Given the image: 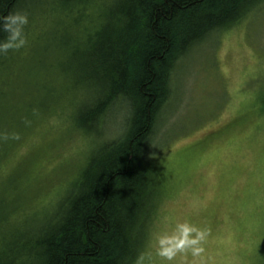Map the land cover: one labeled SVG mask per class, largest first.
<instances>
[{
	"label": "rangeland",
	"instance_id": "1",
	"mask_svg": "<svg viewBox=\"0 0 264 264\" xmlns=\"http://www.w3.org/2000/svg\"><path fill=\"white\" fill-rule=\"evenodd\" d=\"M96 14L93 5L76 21V13L59 8L30 21L27 45L1 67L0 135H7L2 147L9 154L0 179L10 176L0 199L16 217L56 205L91 153L94 138L67 117L83 94L77 50ZM171 86L167 114L151 141L155 153L148 154L161 168L163 199L138 264H163L157 235L185 221L208 232L197 264H264V1L186 54ZM114 112L98 127L97 140L121 135L125 121ZM174 264L193 258L178 255Z\"/></svg>",
	"mask_w": 264,
	"mask_h": 264
},
{
	"label": "trees",
	"instance_id": "2",
	"mask_svg": "<svg viewBox=\"0 0 264 264\" xmlns=\"http://www.w3.org/2000/svg\"><path fill=\"white\" fill-rule=\"evenodd\" d=\"M263 1L113 0L105 6L101 0H0V18L34 3L27 15L34 23L52 15L32 11L42 6L66 11L74 4L78 21L89 5L103 7L77 50L85 105L71 116L80 133L98 141L99 115L123 98L132 107L124 133L93 150L56 205L16 217L0 199V264H138L163 199V174L148 154L156 113L172 96L173 72L196 45L233 28ZM17 52L6 53L1 67ZM6 139L0 135V168L9 154V146L2 147ZM28 218L42 221L30 228Z\"/></svg>",
	"mask_w": 264,
	"mask_h": 264
},
{
	"label": "clouds",
	"instance_id": "3",
	"mask_svg": "<svg viewBox=\"0 0 264 264\" xmlns=\"http://www.w3.org/2000/svg\"><path fill=\"white\" fill-rule=\"evenodd\" d=\"M28 23L25 13H14L0 18V32L6 33V38L0 40V55L19 51L27 45L24 29ZM12 139H19L18 134H14ZM207 236V230L190 222H177L170 231L157 235V255L161 257L163 264H174L178 255L186 256L190 253L193 264H197V258L202 257L205 252L203 244Z\"/></svg>",
	"mask_w": 264,
	"mask_h": 264
},
{
	"label": "bare ground",
	"instance_id": "4",
	"mask_svg": "<svg viewBox=\"0 0 264 264\" xmlns=\"http://www.w3.org/2000/svg\"><path fill=\"white\" fill-rule=\"evenodd\" d=\"M261 2H258V3H255V4H253L250 8H249V12L250 13H253V11L259 6V4H260ZM34 4V3H33ZM32 3L31 4H28L27 6H23V7H20V10L17 12V13H25V14H27L28 15V12L33 8V7H35L34 5H33ZM109 4H111V3H108V4H105V6H107V5H109ZM96 6V8H97V14L100 12V10L103 8V7H99L98 5H95V4H91V5H89V8L91 7V6ZM74 4H71L70 6H69V9L70 10H66V13L67 14H69V15H72V14H74V13H76V15H77V17H78V15H79V13H80V11H77V10H75V8H74ZM46 8V10L47 11H51L52 13H53V11H59V8H52V7H48V6H46L45 7ZM89 10V9H88ZM62 13L64 12V10H60ZM249 13V14H250ZM248 14V15H249ZM31 15H34V13H32ZM247 15V16H248ZM246 16V17H247ZM245 19V18H244ZM243 19V20H244ZM76 21H78V19L76 18L75 19ZM242 20V21H243ZM35 24V23H34ZM37 24V23H36ZM45 24V23H44ZM30 28V26H26L25 27V29H24V31H25V34L26 35H28L30 32H31V30L29 29ZM34 29V31H37V27L36 26H33V28H32V30ZM39 30V29H38ZM6 54H2V55H0V61H2V62H4L5 61V59H6ZM6 62V61H5ZM176 69V68H175ZM0 70H1V65H0ZM175 71V70H174ZM174 73V72H173ZM78 76L80 77V71H79V73H78ZM83 80V79H82ZM60 101L61 100H59V102H56L57 104H59L60 103ZM82 105H85V102H83V100H79V101H76L75 103H74V109L72 108V111H70V116H68L67 117V119H71L72 121V125H74L75 126V128H77L76 127V123H75V119L72 117L73 116V114L74 115H76L77 114V112H78V109H79V107H81ZM121 107L123 108V109H121ZM55 108V107H54ZM54 108H52V107H50L49 108V111H53L54 110ZM83 109H85V110H87L88 108L85 106ZM51 111V112H52ZM115 111V112H114ZM114 112V114L112 115V117H114V118H116L117 116H119V115H122L123 116V118H124V121H125V123H124V129H123V131H122V133H121V135L124 133V131H125V128H126V121L127 120H130V118H131V115H132V107H131V103L128 101V99L127 98H123L121 101H119V103L117 104V107L114 109V108H109V109H107V110H104L100 115H99V118H100V122L99 123H101V122H106V121H108V117H109V114L110 113H113ZM118 113V114H117ZM49 114V113H48ZM71 114H72V116H71ZM165 114H167V110H166V106L164 105L162 108H161V110L159 109V111L156 113V116H155V125H154V131L157 129V127H159L160 126V124H161V120H162V118H164V116H165ZM66 118V117H65ZM100 126H101V124H100ZM99 126V127H100ZM121 135H119V136H121ZM118 137V136H117ZM150 140H151V138L149 139V141L147 142L148 144H147V147H145L144 148V150H143V154L145 155V153H146V151H147V149H148V146H149V143H150ZM93 142H94V145L92 146V150H91V153L93 152V150L101 143V142H103L102 140H98V141H94L93 140ZM156 148V147H155ZM157 149V148H156ZM149 152H151V154L153 155L154 153H155V151H154V149H153V151H149ZM91 153L87 156V158H86V160L84 161V163H86L87 162V159H88V157L91 155ZM83 163V164H84ZM70 189V188H69ZM68 189V190H69ZM39 221V222H41L42 221V219L41 218H28V225H29V227L31 228V227H33V226H37L38 224V222L37 221ZM23 239V238H22ZM21 239V240H22ZM25 239H27V238H25ZM23 240V241H21V243H20V245H22L23 247H25V243L27 242L26 240ZM147 242V241H146ZM146 245V244H145ZM141 259V258H140ZM140 261V260H139ZM25 261H21V262H18V264H21V263H24ZM25 264V263H24Z\"/></svg>",
	"mask_w": 264,
	"mask_h": 264
}]
</instances>
